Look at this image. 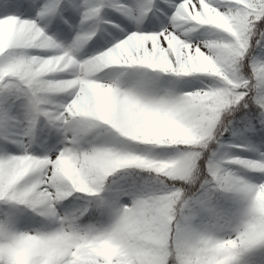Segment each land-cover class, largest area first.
I'll use <instances>...</instances> for the list:
<instances>
[{"label":"snow or ice","instance_id":"obj_1","mask_svg":"<svg viewBox=\"0 0 264 264\" xmlns=\"http://www.w3.org/2000/svg\"><path fill=\"white\" fill-rule=\"evenodd\" d=\"M241 109L264 129V0H0V264H264L216 235L264 218Z\"/></svg>","mask_w":264,"mask_h":264},{"label":"clouds","instance_id":"obj_2","mask_svg":"<svg viewBox=\"0 0 264 264\" xmlns=\"http://www.w3.org/2000/svg\"><path fill=\"white\" fill-rule=\"evenodd\" d=\"M200 223L206 225L208 221ZM248 228H255L260 234H264V218L257 219L246 211H240L231 218L230 223L225 226V230L218 231L216 235L222 238L227 246H232L235 243L236 234ZM202 239L203 236L199 232H194L189 241V249L200 247Z\"/></svg>","mask_w":264,"mask_h":264},{"label":"rangeland","instance_id":"obj_3","mask_svg":"<svg viewBox=\"0 0 264 264\" xmlns=\"http://www.w3.org/2000/svg\"><path fill=\"white\" fill-rule=\"evenodd\" d=\"M232 118L233 117H231V116L226 117V120L232 121L231 126L235 125L233 122L234 118L233 119ZM231 126L229 128V131L224 133V137H223L224 140L226 142L231 141V142H234L237 144H245L248 147V150L232 149V151L236 155L243 156V157L255 158V156L257 154V152H256L257 149L260 151H264V138H262V137H264V129H262L261 137L258 138V137H256L255 132L245 130V128H244L245 126H243V127L241 126L240 128H236V129H231ZM258 126H259V128H261L259 124H258ZM243 131H245V133ZM240 172L242 175H245L249 178H252L253 180L258 175V174L253 173V172H246L243 169H241Z\"/></svg>","mask_w":264,"mask_h":264},{"label":"trees","instance_id":"obj_4","mask_svg":"<svg viewBox=\"0 0 264 264\" xmlns=\"http://www.w3.org/2000/svg\"><path fill=\"white\" fill-rule=\"evenodd\" d=\"M246 111H248V110H245V109H241V111H239V112H237V113H235V115H234V117L233 116H231V117H233L234 118V124L235 125H232L231 126V129H236V128H240L241 126H246V125H250V124H252V125H255V133H256V137H261V135H262V130L259 128V126H258V123L256 122V120L255 119H251V120H249L248 118H245L244 117V113L246 112ZM232 118V119H233ZM238 118V119H237ZM238 121V122H237Z\"/></svg>","mask_w":264,"mask_h":264}]
</instances>
